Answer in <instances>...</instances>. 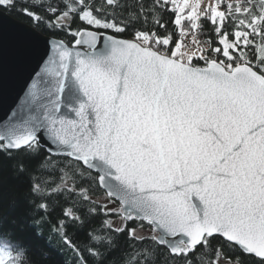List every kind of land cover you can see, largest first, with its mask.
<instances>
[{"label": "snow or ice", "instance_id": "1", "mask_svg": "<svg viewBox=\"0 0 264 264\" xmlns=\"http://www.w3.org/2000/svg\"><path fill=\"white\" fill-rule=\"evenodd\" d=\"M0 9V153L63 264H264V0Z\"/></svg>", "mask_w": 264, "mask_h": 264}, {"label": "trees", "instance_id": "2", "mask_svg": "<svg viewBox=\"0 0 264 264\" xmlns=\"http://www.w3.org/2000/svg\"><path fill=\"white\" fill-rule=\"evenodd\" d=\"M6 11L31 24L18 11ZM12 157L0 153V240H10L14 248L23 253L17 264H63L67 253L60 248L57 238L50 235L48 226L43 225L41 229L33 226L34 219L25 195L27 176L17 171L21 162L27 163V160L23 153H13ZM37 231H42L43 236H37ZM114 255L119 256V253Z\"/></svg>", "mask_w": 264, "mask_h": 264}, {"label": "water", "instance_id": "3", "mask_svg": "<svg viewBox=\"0 0 264 264\" xmlns=\"http://www.w3.org/2000/svg\"><path fill=\"white\" fill-rule=\"evenodd\" d=\"M29 23L15 18L4 9H0V28L8 30L14 26H27Z\"/></svg>", "mask_w": 264, "mask_h": 264}]
</instances>
